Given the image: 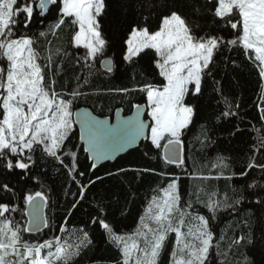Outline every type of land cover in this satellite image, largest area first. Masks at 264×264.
<instances>
[{"label":"trees","instance_id":"obj_1","mask_svg":"<svg viewBox=\"0 0 264 264\" xmlns=\"http://www.w3.org/2000/svg\"><path fill=\"white\" fill-rule=\"evenodd\" d=\"M179 2L105 0V12L99 20L108 46L104 56L88 61L90 76L88 69L82 68L85 62L81 57L86 50L83 45L76 46L73 40L79 30L78 25L73 26L70 19H66L59 29L53 28L59 18L57 6H52L47 15L42 16L37 0H29L34 9L33 18L30 28L23 30V34L37 37L41 31L47 33L45 37H38L35 46L41 53L39 63L42 65L46 63L44 57L53 56L51 71L46 69L45 73L46 79L56 80L57 92L67 99H71L69 94L73 90L86 93L75 101L73 119L74 111L81 106H89L101 116H113L119 107L130 113L135 105L146 102V94L138 90L140 85L149 82L159 85L165 81L158 76L159 70L154 63L158 57L153 49L145 50L147 55L142 53L132 64L124 62L125 41L132 27L148 26L142 22V18L149 15L147 5L155 6L149 26L150 31H155L157 14L165 11L166 4L176 10L175 5ZM57 3L61 4L62 0H57ZM181 10L188 14L198 35L210 32L223 36L225 41L235 38L236 30L225 27V22L219 18V22L214 23L210 12L192 15L187 8L182 7ZM57 49H60L59 54ZM106 58L111 60V73L100 62ZM57 66L61 70L55 74ZM210 68L211 75L202 80L201 94L185 98L194 106L195 112L181 137L183 165L165 163L163 148L157 149L150 139H146L116 160L90 170L93 161L83 150L85 145L74 124L61 154L69 150L77 152L78 171L85 173L84 177L77 178L82 184L88 179L96 181L89 185L84 199L73 195L78 193L79 186L69 179L59 162L43 158L37 151L33 157L37 163L31 166L30 171L16 169L8 177L10 184L15 186V195L7 202L18 205L22 211L6 213L5 216L21 227H27V205L23 203L22 195L42 191L48 197L46 215L49 227L38 233L23 232L25 240L43 243L60 237L62 241L75 244L83 230L88 232L92 243L82 248L69 264H117L119 250L109 241L100 221L108 223L116 234L135 232L152 197L177 178L180 207L189 216L203 215L209 220L213 242L206 264H264V240L259 239L264 225V204L258 202L264 199V172L259 167L248 168L249 163L264 165V146L261 143L264 140V113L261 112L264 108V88L261 87L264 81L242 45L221 47L214 53ZM77 76L80 81L76 80ZM85 76H88V85L77 89V84H82ZM124 88L131 91L127 95L108 91ZM228 103L233 106L231 111L235 115L225 117L222 113L229 110ZM237 104L238 108L235 107ZM218 157L222 158V164ZM65 163L69 160L66 159ZM120 169L125 171L120 172ZM143 169L154 171L143 172ZM242 172L247 175H241ZM253 180L257 181V186L248 187ZM213 192L215 196L212 199L218 202L215 211L202 202L208 200L207 193ZM76 201L79 203L73 208ZM61 227L64 232L60 231ZM240 237H245V240L233 243ZM253 237H257L255 243H246ZM174 246L175 233L172 232L168 234L161 257L164 264H167Z\"/></svg>","mask_w":264,"mask_h":264},{"label":"snow or ice","instance_id":"obj_2","mask_svg":"<svg viewBox=\"0 0 264 264\" xmlns=\"http://www.w3.org/2000/svg\"><path fill=\"white\" fill-rule=\"evenodd\" d=\"M49 4L58 8L59 18L53 25L54 29H59L66 19H70L73 26L78 25L79 30L73 40L76 46L83 45L86 50L81 57L85 62L82 68L88 69V76L92 75L88 61L104 56L108 46L99 20L105 12V0H62L59 5L57 0H39L38 7L47 10ZM147 7L149 15L143 17L142 22L148 26L131 28L122 60L132 64L142 53L147 55L145 50H155L158 57L154 61L155 67L159 70L158 76L163 77L165 82L159 85L149 82L138 87L146 94V104L134 106V118L122 119L113 125L107 118L100 119L90 111L79 114L80 139L85 143L83 150L90 154L89 159L93 161L90 170H95L99 161L114 159L115 153L141 138L150 139L157 149H164L165 163L183 165L181 137L195 112L194 106L185 98L201 94L202 80L211 75L214 53L221 47L242 45L264 81V0H180L175 5L176 10L166 4L165 11L157 14L155 31L149 30L155 6ZM182 7L189 9L192 15L210 12L214 23L224 21L225 27L236 30L235 38L225 41L223 36L210 32L198 35ZM33 12L29 0H0V264H69L82 248L92 243L88 232L81 230L82 235L75 244L62 241L60 237L43 243H30L23 237V232L38 233L42 228L49 227L43 214L48 200L44 192L22 195L23 203L28 206L27 227H21L5 216L6 213L22 211L18 205L7 202L15 195V186L10 184L8 177L16 169L30 171L31 166L37 163L33 158L37 151L43 158L59 162L69 179L79 186L78 193L73 195H78L80 200L84 199L89 185L96 182L88 179L82 184L77 178L85 176L84 172L78 171L77 152L69 150L61 154L76 123L73 119L75 101L86 93L73 90L69 94L71 99H67L56 91L55 79H46L45 70L51 71L53 56L44 57L46 63L42 65L39 63L41 53L35 45L38 37H45L47 33L41 31L37 37L23 34V30L30 28ZM40 14L43 15V11ZM56 52L59 54L60 49ZM100 62L103 64V61ZM106 68L109 73L113 71L111 61ZM60 70L57 66L55 74ZM88 76L82 84H77V89L88 85ZM76 80L80 81V77L77 76ZM261 87L264 88V84ZM108 91L127 95L131 90ZM227 107L229 110L222 115H235L230 103ZM261 112L264 113V108ZM143 114L150 117L151 122L142 119ZM261 143L264 146V140ZM66 159L69 163H65ZM217 160L222 164V158ZM255 167L264 172V165L248 164V168ZM241 175L246 176L247 173L242 172ZM256 186L255 180L248 185L250 188ZM206 195L208 200L202 202L215 211L218 207V202L212 199L215 193ZM258 202L264 204V199ZM78 203L74 202L72 207L75 208ZM180 204L177 178H173L149 201L135 232L116 234L108 223L101 220L109 241L119 250L117 264H164L161 257L168 234L172 232L175 233V246L167 264H206L213 242L209 220L203 215L189 216ZM261 229L259 239L264 240V225ZM60 231L65 229L61 227ZM256 239L253 237L246 243H255ZM241 240L245 237L233 243Z\"/></svg>","mask_w":264,"mask_h":264},{"label":"water","instance_id":"obj_3","mask_svg":"<svg viewBox=\"0 0 264 264\" xmlns=\"http://www.w3.org/2000/svg\"><path fill=\"white\" fill-rule=\"evenodd\" d=\"M38 4H39V0H37V8L42 12L43 11V15L42 16H46L49 9L53 6L51 4H49L47 6V10H41L39 7H38ZM110 58H106L104 59L103 61V67L106 68V65L110 62ZM107 69V68H106ZM140 105H145L146 102H143V103H139ZM84 111H90L92 112L93 115H95L96 117L100 118V119H104V118H107L109 123L111 124H116L119 120H122V119H126V118H134L135 116V107L133 108V110L130 112V113H126L125 110L122 108V107H119L115 110L114 112V115L113 116H101L99 114H97L91 107L89 106H81L79 108H77L75 111H74V120L76 121V126L78 127L79 129V132H80V125H79V120H80V113L84 112ZM142 119H145L146 121L148 122H151L150 121V117H148L146 114H143ZM146 133H147V130H146ZM146 139L144 138H141L139 139L135 144H132V145H129L126 149L124 150H121L117 153H115V158L114 159H109V160H102V161H99L97 162V166L102 164V163H105L107 161H114L116 160L120 155H123L125 154L126 152H128L130 149H133V148H136L138 147L142 141H144ZM84 143V141H82ZM85 145V143H84ZM89 154V153H88ZM163 154H164V149H163ZM182 156L184 157V144L182 142ZM90 155V154H89ZM47 204V203H46ZM46 204L44 205V208H43V214L44 216L47 218V215H46ZM26 215H27V220H28V206L26 207ZM28 226V225H27ZM44 228H42L43 230ZM41 230V231H42ZM30 233H36V232H30Z\"/></svg>","mask_w":264,"mask_h":264},{"label":"rangeland","instance_id":"obj_4","mask_svg":"<svg viewBox=\"0 0 264 264\" xmlns=\"http://www.w3.org/2000/svg\"><path fill=\"white\" fill-rule=\"evenodd\" d=\"M177 185H178V183H177ZM178 191H179V187H178ZM182 230H184V229H182Z\"/></svg>","mask_w":264,"mask_h":264}]
</instances>
